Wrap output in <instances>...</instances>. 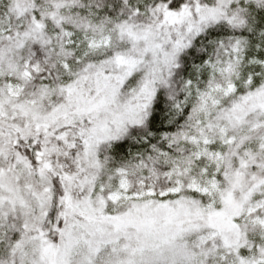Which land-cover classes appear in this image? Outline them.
<instances>
[{
	"label": "snow or ice",
	"instance_id": "6c2138e0",
	"mask_svg": "<svg viewBox=\"0 0 264 264\" xmlns=\"http://www.w3.org/2000/svg\"><path fill=\"white\" fill-rule=\"evenodd\" d=\"M0 264H264V0H0Z\"/></svg>",
	"mask_w": 264,
	"mask_h": 264
}]
</instances>
